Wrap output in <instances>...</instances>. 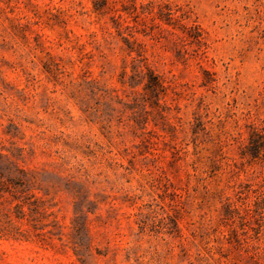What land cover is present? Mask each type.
<instances>
[{"label":"rangeland","instance_id":"374dc122","mask_svg":"<svg viewBox=\"0 0 264 264\" xmlns=\"http://www.w3.org/2000/svg\"><path fill=\"white\" fill-rule=\"evenodd\" d=\"M252 128L264 0H0V264H264Z\"/></svg>","mask_w":264,"mask_h":264},{"label":"trees","instance_id":"16d2710c","mask_svg":"<svg viewBox=\"0 0 264 264\" xmlns=\"http://www.w3.org/2000/svg\"><path fill=\"white\" fill-rule=\"evenodd\" d=\"M191 28L196 29V27ZM127 85L130 88H135L139 85H142L143 87L145 95L139 94L138 96L134 95L133 97V104L136 105L139 109L135 113L134 121L136 123V126H139L138 129L142 131L141 135L148 134L149 132H143V130L145 129L143 125L146 122V117L144 116L147 112L146 103L150 102V100L152 101L154 99H157L159 92L163 90L160 78L159 76L154 74L153 70H150L146 67L145 69H142L140 66L138 67V65H136L132 67V73L127 77ZM148 93L150 96L148 95ZM146 96H149V98H146ZM151 104L152 103H149V105ZM241 155L242 157L247 158L250 161L258 160L264 163V132H259L255 128H252L248 137L247 144L244 145L241 151ZM0 186L2 187V190L5 191H8L10 189L8 183H5L3 181L0 182ZM253 192L255 193L253 201L245 205L243 204L242 207H240V210L238 207L231 208L230 204H225L223 206V210L230 217H233L234 215H242L244 218H255L257 221L264 222V191L254 190ZM254 263L256 264L257 262Z\"/></svg>","mask_w":264,"mask_h":264}]
</instances>
